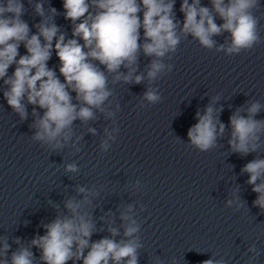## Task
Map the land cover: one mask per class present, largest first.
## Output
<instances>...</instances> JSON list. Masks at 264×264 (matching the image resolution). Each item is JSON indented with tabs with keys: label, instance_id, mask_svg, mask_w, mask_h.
Masks as SVG:
<instances>
[{
	"label": "clouds",
	"instance_id": "1",
	"mask_svg": "<svg viewBox=\"0 0 264 264\" xmlns=\"http://www.w3.org/2000/svg\"><path fill=\"white\" fill-rule=\"evenodd\" d=\"M211 4L210 10L201 6L200 0H191V3L182 0L180 11L184 20L181 26L173 11L175 0H63L65 19L73 23L72 38L66 40L63 33L58 35L59 28L55 23L41 22L36 25L38 32L30 35L29 24L22 18L25 15L22 0H0V80L6 86L3 97L22 121L28 116L25 101L34 106L33 141L52 152L65 147L79 152L77 144L81 137L75 135L74 122L79 120L86 124L95 120L97 111L114 120L115 113L105 108L113 96L108 76L112 74L113 83L122 80L140 84L145 76L135 73L141 52L152 58L146 76L149 82H154L166 70L171 71L172 65L164 61L177 51L182 36H191L201 47L215 48L228 56L249 51L261 43L259 21L253 14L260 0H211ZM91 8L96 11H90ZM35 11L43 16V5L37 3ZM51 12L55 14L56 9L52 8ZM216 15L223 23H216ZM224 32L230 34V40L227 45L217 46L213 37ZM21 44L26 48L24 55L18 51ZM53 48L63 81L48 67ZM12 65L15 70L9 76L8 69ZM121 68L127 69L126 74L120 71ZM143 100L156 104L161 95L156 89L148 88ZM37 108L43 110L42 115ZM262 109L264 105L253 101L230 116L228 144L232 152L246 156L258 151L261 136H264V120L255 117ZM218 111L209 104L203 115L196 113L198 122L187 131L190 144L201 152L216 147L218 137L224 134L225 124L220 122ZM242 111L247 115H241ZM89 131L95 134L96 130L90 128ZM114 132L118 133L119 128L105 129L107 139L101 141L102 152L111 147L109 141L115 140ZM65 171L76 173L79 169L76 163H67ZM241 171L248 173L247 183L253 185L252 191L257 193L253 205L264 212V159L251 160ZM77 191L83 194V199L66 200L64 206L68 215L58 216L43 225L46 234L31 241L32 246L40 249L43 264H67L70 260L74 264L76 261H82V264H138V249L142 244L137 236L140 225L131 215L132 205L121 212V219L126 222L123 225L126 239L117 241L105 237L90 242L95 224L84 208L91 203L89 196L96 193L85 187H79ZM235 200L239 209L241 202L238 197ZM232 204L233 200L227 201V206ZM108 231L112 237L119 234L113 227ZM8 249L5 242L0 256H5ZM248 251L255 253V245ZM0 264H8V261L0 260ZM11 264H33V252L21 247L12 253ZM202 264H225V261L209 258Z\"/></svg>",
	"mask_w": 264,
	"mask_h": 264
}]
</instances>
